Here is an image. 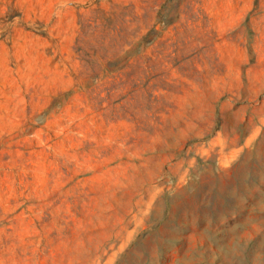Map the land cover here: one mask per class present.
<instances>
[{"label":"rangeland","instance_id":"1","mask_svg":"<svg viewBox=\"0 0 264 264\" xmlns=\"http://www.w3.org/2000/svg\"><path fill=\"white\" fill-rule=\"evenodd\" d=\"M0 264H264V0H0Z\"/></svg>","mask_w":264,"mask_h":264}]
</instances>
